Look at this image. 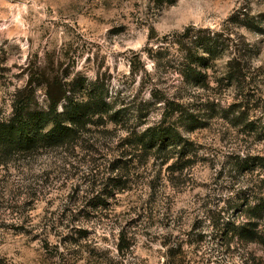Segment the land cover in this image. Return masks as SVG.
Here are the masks:
<instances>
[{"label":"rangeland","instance_id":"obj_1","mask_svg":"<svg viewBox=\"0 0 264 264\" xmlns=\"http://www.w3.org/2000/svg\"><path fill=\"white\" fill-rule=\"evenodd\" d=\"M171 2L0 0V117L30 70L100 77L124 110L117 126L91 128L75 150L0 166V264H264V219L258 243L226 225H244L264 198L263 172L233 164L264 158V0ZM190 27L230 34L243 54L253 47L241 83L223 80L226 53L208 65L209 91L186 84L176 42ZM192 91L201 126L189 132L171 120L188 144L184 157L126 146L128 133L161 120L158 100L187 103ZM36 98L44 108L43 91ZM241 106L251 135L232 115Z\"/></svg>","mask_w":264,"mask_h":264},{"label":"trees","instance_id":"obj_2","mask_svg":"<svg viewBox=\"0 0 264 264\" xmlns=\"http://www.w3.org/2000/svg\"><path fill=\"white\" fill-rule=\"evenodd\" d=\"M236 16L242 17L245 14L240 11ZM234 19L232 17L230 21ZM199 33L190 27L177 36L176 45L182 56L178 66L186 84L195 91H209L211 82L207 74L208 65L217 63L229 53L223 80L227 81L228 86H235L242 80L243 63L248 54L252 55L253 47L246 45L243 54L230 34L224 31ZM39 91L44 93V108L38 107L36 93ZM195 91L187 96V103H183V100H180L182 103L158 100L164 106L161 120L146 125L141 131L128 133V139L132 142L126 146L141 152L155 151L159 155L175 151L178 156L184 157L188 144L179 126L176 122L171 123V120L178 116L182 121L180 127L189 132L201 126L195 110L196 102L201 99L195 96ZM209 101L206 100V104ZM245 110L241 106L232 115H238L236 119L247 125V134L251 135L255 130L250 117L244 115ZM123 115L124 110L110 100L109 89L100 77L90 82L78 75L61 79L52 73L30 70L26 86L17 90L13 97L11 114L5 118L0 117V166L44 150H75L80 142L89 139L91 128L117 126L124 118ZM233 164L236 171L252 174L261 170L264 177V158L238 155L233 159ZM118 169L114 168L113 173ZM261 183H264V178ZM254 201L256 203L247 210V222L244 225L226 224L227 227L231 226L228 232L231 231L234 237L249 243L261 240L259 230L261 220L264 219V198H256Z\"/></svg>","mask_w":264,"mask_h":264}]
</instances>
